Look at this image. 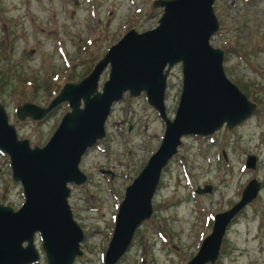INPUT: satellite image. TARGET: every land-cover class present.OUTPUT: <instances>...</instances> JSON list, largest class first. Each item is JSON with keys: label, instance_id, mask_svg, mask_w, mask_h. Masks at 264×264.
<instances>
[{"label": "rangeland", "instance_id": "rangeland-1", "mask_svg": "<svg viewBox=\"0 0 264 264\" xmlns=\"http://www.w3.org/2000/svg\"><path fill=\"white\" fill-rule=\"evenodd\" d=\"M151 1L0 0V102L17 137L42 145L68 106L62 101L45 118L33 120L16 117L15 105L24 100L45 105L64 81L85 75L126 29L154 26L161 8L151 7ZM211 6L218 24L209 42L223 50L225 75L255 108L230 128L221 125L206 135L181 136L161 170L150 216L141 220L114 264L186 262L209 232L213 214L235 202L250 178L259 180L258 191L227 225L212 264H264V0H213ZM106 76L107 66L99 74L98 88ZM180 84V63H175L164 91L168 117L173 116ZM163 127L143 91H125L112 104L103 137L79 161L85 180L68 183L67 201L83 231L81 253L71 264H103L124 187L158 145ZM246 154L254 155L253 167L244 165ZM203 184L210 191L196 192ZM0 200L13 209L23 200L1 149ZM33 242L39 256L29 264H46L37 234Z\"/></svg>", "mask_w": 264, "mask_h": 264}, {"label": "water", "instance_id": "water-1", "mask_svg": "<svg viewBox=\"0 0 264 264\" xmlns=\"http://www.w3.org/2000/svg\"><path fill=\"white\" fill-rule=\"evenodd\" d=\"M212 1L152 0L151 7L161 8L154 26L141 31L126 29L85 75L77 81H64L45 105L28 100L15 105L19 119L40 120L66 101L68 109L42 145H30L27 138L17 137L0 102V149L7 154L10 177L19 182L23 195L15 209L0 200V264L37 260L34 234L39 236L46 264H71L81 253L83 231L67 201L68 183L85 180L79 168L81 156L103 137L104 120L123 92L137 95L143 91L164 127L158 145L124 187L103 264L115 263L135 228L150 216V199L161 170L175 153L181 136L206 135L221 125L230 128L252 113L255 103L224 73L223 50L209 42L218 24ZM175 63H180L181 84L173 116L168 117L164 91L167 73ZM106 66L107 76L98 88L99 74ZM244 165L254 166L253 154H246ZM259 184L250 178L235 202L213 214L209 232L182 264L214 262L227 225L256 195ZM195 191L208 192L210 185H197Z\"/></svg>", "mask_w": 264, "mask_h": 264}, {"label": "flooded vegetation", "instance_id": "flooded-vegetation-1", "mask_svg": "<svg viewBox=\"0 0 264 264\" xmlns=\"http://www.w3.org/2000/svg\"><path fill=\"white\" fill-rule=\"evenodd\" d=\"M100 171L107 172V171H109V169L108 168H102V167H100Z\"/></svg>", "mask_w": 264, "mask_h": 264}]
</instances>
